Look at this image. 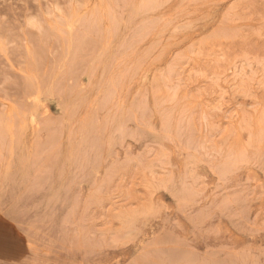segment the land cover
Instances as JSON below:
<instances>
[{
    "label": "rangeland",
    "instance_id": "1",
    "mask_svg": "<svg viewBox=\"0 0 264 264\" xmlns=\"http://www.w3.org/2000/svg\"><path fill=\"white\" fill-rule=\"evenodd\" d=\"M0 264H264V0H0Z\"/></svg>",
    "mask_w": 264,
    "mask_h": 264
}]
</instances>
